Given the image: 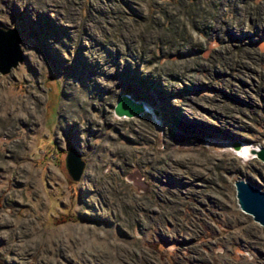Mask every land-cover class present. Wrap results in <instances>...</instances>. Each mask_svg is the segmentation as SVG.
<instances>
[{
	"label": "rangeland",
	"instance_id": "obj_1",
	"mask_svg": "<svg viewBox=\"0 0 264 264\" xmlns=\"http://www.w3.org/2000/svg\"><path fill=\"white\" fill-rule=\"evenodd\" d=\"M0 26V264H264L233 185L264 162L231 147H264V0H0Z\"/></svg>",
	"mask_w": 264,
	"mask_h": 264
},
{
	"label": "water",
	"instance_id": "obj_2",
	"mask_svg": "<svg viewBox=\"0 0 264 264\" xmlns=\"http://www.w3.org/2000/svg\"><path fill=\"white\" fill-rule=\"evenodd\" d=\"M19 42L20 38L13 27L0 26V73H7L10 68L22 62ZM112 109L116 116L133 117L142 113L145 108L142 102L133 100L127 94H120ZM231 147L238 149L239 143L232 142ZM248 152L264 162L263 146L249 148ZM64 166L72 180H77L80 177L83 161L74 147L68 146ZM233 185L238 207L249 214L254 221L264 225V191L242 179L234 180Z\"/></svg>",
	"mask_w": 264,
	"mask_h": 264
},
{
	"label": "bare ground",
	"instance_id": "obj_3",
	"mask_svg": "<svg viewBox=\"0 0 264 264\" xmlns=\"http://www.w3.org/2000/svg\"><path fill=\"white\" fill-rule=\"evenodd\" d=\"M132 98V97H131ZM133 99V98H132ZM134 100V99H133ZM144 105V113L147 111V107H146V105L145 104H143ZM148 112H149V108H148ZM138 115H140V114H138ZM138 115H136V116H138ZM136 116H133V117H136ZM119 118H123V116H118ZM125 117V116H124ZM133 117H129V118H133ZM249 147V145H247V144H244V146L242 145V147H241V145H240V147L238 148V149H233L235 152H239V153H237L238 155H242V156H246L245 155V151L247 152V154H248V148ZM243 150V151H242ZM241 151V152H240ZM250 154V153H249ZM248 154V155H249ZM250 156V155H249ZM247 157V156H246Z\"/></svg>",
	"mask_w": 264,
	"mask_h": 264
}]
</instances>
